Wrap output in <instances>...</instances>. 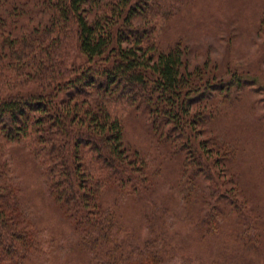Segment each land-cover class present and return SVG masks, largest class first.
Returning <instances> with one entry per match:
<instances>
[{"label":"trees","instance_id":"obj_1","mask_svg":"<svg viewBox=\"0 0 264 264\" xmlns=\"http://www.w3.org/2000/svg\"><path fill=\"white\" fill-rule=\"evenodd\" d=\"M189 2L0 0V264H48L62 249L63 264H264L261 208L231 185L238 143L212 127L199 138L251 84L190 69L164 38ZM131 115L146 128L138 144L125 140ZM15 147L68 219L64 248L24 210ZM167 183L179 200L169 191L148 221L146 196ZM171 200L180 227L197 219L192 234L172 231Z\"/></svg>","mask_w":264,"mask_h":264},{"label":"rangeland","instance_id":"obj_2","mask_svg":"<svg viewBox=\"0 0 264 264\" xmlns=\"http://www.w3.org/2000/svg\"><path fill=\"white\" fill-rule=\"evenodd\" d=\"M263 5L264 0H190L189 5L165 29L163 36L169 38L171 44L180 43L190 69H213L225 80L235 74L241 81L251 84L245 86L244 90L238 89L239 107L222 116L219 119L221 123H208L205 134L199 138H205L212 127L214 132L220 129L222 136L236 140L238 153L234 161L237 164L233 168L229 166L231 176L229 174L227 177L234 180L231 184L235 187L234 196L252 210L261 208L264 220V28L258 29L259 11ZM145 129L144 121L131 115L127 121L125 140L132 144L142 142ZM13 155L15 175L22 186L24 210L48 238H53L64 248L72 232L68 219L59 214L41 184L40 170L29 153L15 147ZM235 171H238L236 173L240 178L242 176L241 180H237ZM170 186L167 183L163 188L147 194L145 210L150 212L152 209L154 213L145 216V219L151 222L157 220L163 198L169 191L179 200V193ZM173 203L174 200L169 201V209L165 212V218L173 224L172 231L181 228L184 234H192L197 219L194 217L187 227H180L176 215L180 207ZM67 251H57L48 264H63L71 254ZM258 253L264 257V244ZM257 264H263V260Z\"/></svg>","mask_w":264,"mask_h":264}]
</instances>
